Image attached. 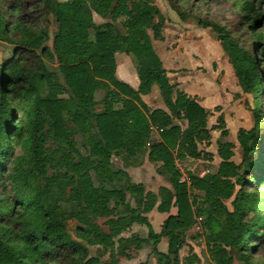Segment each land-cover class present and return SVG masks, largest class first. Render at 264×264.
I'll list each match as a JSON object with an SVG mask.
<instances>
[{
    "label": "trees",
    "instance_id": "1",
    "mask_svg": "<svg viewBox=\"0 0 264 264\" xmlns=\"http://www.w3.org/2000/svg\"><path fill=\"white\" fill-rule=\"evenodd\" d=\"M4 4L7 9H13L14 21L24 30H29L33 23L28 19L31 14L36 17L38 14L46 15L53 6L52 0H7ZM92 11L103 17L109 15L113 21L120 23L122 31L111 22L96 24L92 19ZM158 12V8L148 0H65L55 3L57 31L52 39V50L59 64V72L72 94L71 101L81 106L79 112L69 108L67 99L57 96L58 85L49 83L50 77L55 74L46 71L42 62V57L50 54L48 48L43 46L40 53L34 50L48 40L46 30L34 35L25 32L20 43H16L12 55L3 60L0 65V158L3 155L1 141L10 143L12 133L23 135L22 125H12L14 116L7 101L11 95L14 99L19 98L17 85L25 81V90H36L33 107L27 112L31 130L41 126L42 117L49 119L52 137L60 148L48 155L44 154V140L39 138L40 134L36 136V132L24 144L30 150L38 171L43 173L44 163L48 158L52 161L56 155H60L64 172L45 177L43 189L37 188L38 192H42L37 207L41 220L34 223L30 218L14 219L13 203L7 204L4 202L5 197H1L0 229L3 233L0 234V264H101L95 256H88V248L84 242L98 245L100 252L105 253L113 245L112 236L133 224L146 228L145 237L135 235L132 239L137 247L152 241V251L159 263L176 264L181 245L179 233L194 225L196 219L205 231L206 243L212 244L209 254L215 264L230 263L228 247L235 249L239 255H243L248 249L246 244L250 238V226L245 221L242 189L253 177L259 142L264 136V110L261 101L264 93L261 66L264 33L256 30L255 20L245 22L247 29L258 31L257 41L249 46L242 42L240 37L245 35L241 30L232 36L227 26L204 21L221 38L222 47L231 59L239 86L251 96L253 125L249 129L239 128L236 135L242 153L240 163L230 160L232 143L218 141L216 151L221 161L216 170L202 176H189L187 183L180 180L181 174L174 165V159L198 157L200 151L197 149V142L204 138L201 134L209 136L206 127L207 113L200 104L181 91H176L174 98L172 97L173 86L168 82L165 69L146 31L150 28L154 38H162L161 25L154 20ZM5 24L4 10L0 7V36L7 33ZM239 25V29L243 30V22ZM116 51L125 52L134 58L140 80L137 90L115 78ZM39 80L48 82V85L45 88L36 86ZM154 83L158 85L171 115L179 117L181 111L187 122L185 129L182 130L165 111L148 110L140 99L139 93H146ZM99 86L105 89L103 108L92 111L86 105L91 101L94 104L92 95ZM9 87L11 90H8ZM119 95L124 96V99L120 107L116 108V97ZM68 115L75 124L88 129L87 134L82 137L87 149L86 156L73 149L71 128L65 120ZM86 123L90 128L94 124L96 132L90 131ZM222 123L220 120L218 128L221 130L220 135L225 136L227 129ZM146 143L148 159L162 163L169 173L171 189L161 186L157 194L145 191L141 184L130 181L125 170L113 169V154L123 150L129 155L135 154ZM63 146H68L69 150H62ZM90 171L99 181L98 186L93 185ZM231 177H236L239 190L232 201V210L228 211L223 208L220 198L231 192L234 186L229 180ZM62 178L70 183L73 178L78 181L74 196L83 203L89 218L108 217L113 214V207H121L123 216L107 219L111 232L106 233L97 225L86 222L89 221L86 217L85 226L77 228L79 238L71 237L63 219L54 218V214L48 207L45 208L44 203L51 187L59 186ZM126 193L138 198L134 206L126 201ZM153 207L158 212H169L171 207L175 208L174 213L167 214L159 232L153 229L146 215ZM162 236L167 237L168 253L156 248ZM14 241L19 242L16 243L17 248L10 244ZM76 252L80 253L79 256H75Z\"/></svg>",
    "mask_w": 264,
    "mask_h": 264
},
{
    "label": "rangeland",
    "instance_id": "2",
    "mask_svg": "<svg viewBox=\"0 0 264 264\" xmlns=\"http://www.w3.org/2000/svg\"><path fill=\"white\" fill-rule=\"evenodd\" d=\"M63 1L65 0H52L53 6L46 15L38 14L36 17L31 14L28 19H31L33 23L29 30H24L22 26L14 21L13 9H7L4 0H0V7H3L4 10L5 27L7 29L5 36H0V65L3 60L12 55L16 43H20L19 41L22 40L25 32H30L31 35H34L46 30L48 40L35 47L34 50L36 53H40L43 46L48 48L50 54L42 57V62L46 71L55 74L50 77L49 83L58 85L56 88L59 90L56 93L57 96L67 99L70 105L69 108L79 112L81 106H77L71 101L73 98L72 94L59 72V64L52 50V39L57 31L54 5L56 2ZM148 1L159 10L154 20L161 25L162 38H154L150 28L146 29V31L151 37V45H153L157 52L156 54L162 61V65L169 70L173 62L172 60L175 59V55L187 56L188 58L184 59V62L187 64V61L191 59V64H193L191 68L196 70L195 74L199 75V78L201 77L200 79L193 78L191 84L197 88V91L199 88L204 89L202 95L206 98L208 104L205 110L207 113L206 127L209 136L201 134L204 138L197 142V149L200 151L198 157L193 158L188 156L183 159H174V165L181 174L180 180L188 183L189 176H201L206 172L211 173L216 170L218 163L221 161L216 151V143L218 141L231 142L232 147L230 150L232 153L230 160L236 164L240 163L242 153L236 135L239 128L249 129L253 125L251 114L253 102L251 96L239 86L231 59L222 47L221 38L210 26L205 25L204 21L217 23L220 26H227L232 36L242 31L245 35V37H240L243 40L242 42L251 46L252 42L257 41L256 34L258 31L247 29L245 22L255 20V24L257 23L256 30H261L264 33V0ZM92 19L101 23L111 22L119 30L122 29L120 23L113 21L109 15L103 17L92 11ZM240 22L244 24L243 30L239 29ZM89 33L92 36L91 30ZM257 49L260 52L259 47ZM261 58L263 69L262 81L264 82V53H261ZM24 84L26 85L25 81H22V83H18L17 85V90L19 88V98L14 99L11 95L7 101L14 116V123L12 125L14 127L22 125L23 135L19 136L12 133L10 143H6L4 140L1 141L3 155L0 158V199L4 196V202L7 204L13 203L15 210L14 219L16 217L30 218L33 221L32 223H34L36 220H41L40 213H37L39 211L37 207L42 197V192H38L37 188L42 190L44 178L50 177L53 174L63 173L64 167L61 166L60 155H56L52 161L47 157L43 173L38 171L33 164L34 158L28 147L24 144L27 139L34 136L33 132H36V136L40 134L39 138L44 140L42 144L44 154L48 155L51 151L60 147L52 137L49 119L42 117L40 121L41 126L35 130H31L28 124L27 112L33 107L36 90L33 88L25 90ZM37 85L45 88L48 82L39 80ZM193 86L191 87L194 88ZM8 90H11V87ZM104 93L105 89L103 87H97L92 95L95 105L91 101L90 104L86 105V108L92 111L102 109ZM261 101L264 110V93L261 96ZM150 103L152 102L150 101ZM179 113L181 112L179 111ZM65 118L66 124L71 128L70 140L73 141V149L77 150L78 154L86 156L87 149L82 137L87 134L86 131L88 129L86 130V127L75 124L70 115ZM173 119L177 122L179 121L183 127L185 126L182 120H178L180 117L173 116ZM220 120L223 121L222 124L227 129V135L225 136L220 135L221 130L218 128ZM86 124L90 131L96 132L94 124H90L92 128H90L88 123ZM61 148L62 150H69L68 146ZM120 153L124 155L125 151H120ZM143 158H141V162ZM111 160L113 169H117L123 167L126 157H112ZM254 164L253 177L249 179L248 185L242 189V205L246 213L245 221L250 226V238L246 244L248 249L244 251L243 255H239L235 249L228 247L231 258L229 264H247V262L264 264V136L259 142V149ZM142 167L143 169L138 167L132 170V176H130V181L133 180V182L131 181L132 183H136V180L145 181L147 184L146 189H149L148 191L151 189L156 193H158L159 185H170L169 173L166 172L161 162H145ZM89 176L93 185L98 186L99 181L95 178L92 171H90ZM229 180L234 186L229 194L223 195L220 198V202L223 208L231 211L233 208L232 201L235 193L239 190V184L236 183V177H231ZM77 187L78 181L76 179L73 178L70 183L66 178H62L60 185L52 186L51 191L46 194L45 208L48 207L52 211L54 218L63 219L65 228L72 238H79L77 228L85 226L84 220H87L86 217L89 219L86 222L97 225L106 233L111 232L108 228L107 219L109 217L116 218L117 216H123L120 212L121 207H113L114 212L108 217L96 216L89 218L83 208V203L74 196V190ZM126 196V201L131 206H134L135 200H138V198L128 193H126ZM174 211L175 208L171 207L169 212ZM169 212H164V214L153 208L146 214L154 230H160L163 219ZM23 227H26V225L23 224ZM2 233L3 231L0 229V234ZM135 235L145 237V226L133 224L119 231L118 234L112 236L113 245L105 253H101L100 247L96 244L91 245L84 242V245L88 248V256H95L98 263L101 264H113L116 261L118 264H161L157 261V257L152 251V241H148L146 244L137 247L135 241L132 240ZM179 239L181 245L178 249L176 264H215V261L209 254L212 244L206 243L205 231H203L198 219H196L195 224L190 228L179 233ZM16 243L19 242L14 241L10 244L14 248H17L18 244ZM156 248L161 252H169L166 236L160 238V241L156 244ZM252 250L254 251L252 252ZM79 254V252H76L75 256H79ZM193 254L195 255L194 260Z\"/></svg>",
    "mask_w": 264,
    "mask_h": 264
},
{
    "label": "crops",
    "instance_id": "3",
    "mask_svg": "<svg viewBox=\"0 0 264 264\" xmlns=\"http://www.w3.org/2000/svg\"><path fill=\"white\" fill-rule=\"evenodd\" d=\"M93 17H95V15H93ZM95 23H101V22L95 21ZM152 47H153V45H152ZM153 49H154V47H153ZM154 51H155V49H154ZM155 53H157V52L155 51ZM185 58H188V57L187 56L183 57V55H175V59L172 60L173 62L171 61L172 65L170 66L169 70H167L162 65V67L165 69V72L167 74L168 82L173 86L172 97L174 98L176 91H181L182 93H184L186 95V97L193 99L194 101H196L198 104H200L205 109V107H208V104H207L206 98H204L202 95L204 92V89L199 88V90L197 91V88L191 84L193 81V78L200 79L201 77L199 78V75L195 74L196 70L191 68V65H193V64H191V59L189 58L190 60L187 61L188 62V64H187L184 62ZM114 60H115V71H114L115 78L117 80L129 85L132 89L137 90L138 86L140 84V80H139L138 75H137L136 63H135L134 58L130 54H127L125 52L116 51L114 53ZM161 63H162V61H161ZM191 86H193L194 88H192ZM139 97L143 101V103L146 105L148 110L151 111L153 109H161V110L165 111L166 113H168L169 115H171V112H170L169 108L167 107V105L165 104L163 97L161 95L160 89L156 83L152 84L146 93H139ZM116 99H117V101L115 102V107L119 108L122 100L124 99V96L119 95L118 97H116ZM150 101L152 103H150ZM118 104H119V106H118ZM171 117H172V120L174 122H177L176 120L173 119V115H171ZM179 117H180V119H178V120H182L185 124V126L183 127L179 121L177 122L179 124L180 128L183 130L187 127V122H186L185 118L182 117V113H180ZM151 128L153 130H156L155 127H153V126H151ZM147 155H148V144L146 143L140 150L135 152V154L129 155L127 152H125V154L122 155L120 152H118V153L113 154L112 157H120V158H122V156L126 157V161L123 162V167L118 168V169L125 170L130 177V176H132L131 175L132 170H135L138 167L143 169L142 165L145 162H150V163L151 162L152 163L158 162V163H160V161H150L148 159ZM185 157H188V156H185ZM185 157H183V158H185ZM141 158H143L142 162H141ZM183 158H181V159H183ZM121 160L123 161V159H121ZM202 175H204V174H202ZM131 181L133 182V180H131ZM136 183L141 184V186L144 188L145 191L149 190V189L148 190L146 189L147 184L145 183V181L136 180ZM161 186H164L168 189H171L170 185L167 186L165 184L159 185L158 189ZM150 191H152V190L150 189ZM153 193L157 194L156 192H153ZM153 208H155V210H156V207H153ZM174 212H171V213H174ZM160 213H164V212H160ZM159 231H156V232H159ZM139 237H143V236L139 235Z\"/></svg>",
    "mask_w": 264,
    "mask_h": 264
}]
</instances>
